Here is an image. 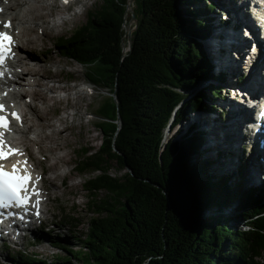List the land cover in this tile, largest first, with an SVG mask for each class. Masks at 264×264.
<instances>
[{
  "label": "trees",
  "instance_id": "trees-1",
  "mask_svg": "<svg viewBox=\"0 0 264 264\" xmlns=\"http://www.w3.org/2000/svg\"><path fill=\"white\" fill-rule=\"evenodd\" d=\"M127 1L102 0L85 24L56 44L110 95L97 114L102 144L84 149L76 163L90 175L85 187L96 217L86 233L73 232L77 250L51 233L48 238L67 252L59 257L64 263L264 264V189L235 183L221 169L224 174L211 173L205 133L195 129L199 119L181 139L164 137L167 126L210 109L223 90L212 84L192 93L215 75L200 40L216 3L135 0L138 24L125 52ZM113 162L121 175L111 173ZM9 259L52 264L23 252Z\"/></svg>",
  "mask_w": 264,
  "mask_h": 264
},
{
  "label": "bare ground",
  "instance_id": "bare-ground-1",
  "mask_svg": "<svg viewBox=\"0 0 264 264\" xmlns=\"http://www.w3.org/2000/svg\"><path fill=\"white\" fill-rule=\"evenodd\" d=\"M60 1L61 4H59V0H0V22L6 21L13 25V31L10 32V28H8V33L13 34L16 40L13 52L14 55H12L10 61L5 65L7 71L3 76H0V100L10 113L15 111L20 116V120L12 119L10 125L11 130L7 133V136H3V138L9 143L12 142L15 145L13 148H20L24 160L26 159L29 162L30 167H37L38 165L37 162L35 163L30 152L31 148L36 147L37 152L43 155V161H48L52 168L54 174L49 177L53 179L51 181L53 182L61 177L62 185H64L68 173L65 170L61 171L60 167L63 164H69L71 161V154L68 148L72 146L74 137H70L69 134L72 133V129L76 126L82 128V116L88 112L82 109V105L87 98L86 91H92L93 88L91 87L90 89L89 85V87L85 85L84 88H79L78 86L71 87L60 84V80L55 75L56 73H53V75L52 73L49 74V68L43 62L47 60L46 57L48 56L45 55V53H47L48 35L52 34V31L61 29L67 21V18L65 19L66 9L68 8L66 4L67 0ZM224 3L227 9L233 13V15L231 14L233 18H241L243 21L248 18L247 13L244 11V0H239V3L234 5L225 1ZM63 17L64 19H62ZM209 22L210 29L211 27H213V29L211 32L209 31L205 39L209 38L210 41L212 38L218 37L221 41V35H225L223 38L225 42H221L217 47L220 46L222 48L230 45L232 48L230 50L231 52L233 50L237 51L238 49L242 53V56L239 55V57H237L236 54L233 55L230 51L224 53L218 49L217 51H219V54L216 55L217 52L215 54L213 53L211 42L209 43V41H207L206 43H202L208 56L218 60L221 66L219 71H221L222 68L227 70L231 78L230 82L234 83L238 80L237 76L245 64L244 59H246V55H250L251 46L249 47L246 40H242L240 36H237L236 32L232 33L230 37L231 33H228L227 29L222 27L217 30L215 24L212 26L213 21L210 20ZM0 30L2 31L5 29ZM230 38L232 42L228 41ZM40 47L41 51L44 50L45 52H39L38 50ZM226 55H228V57ZM225 58L226 65H223ZM259 64L260 66L256 64L254 69H252L247 79L238 80L240 86L234 84V86L231 87L232 90H239L238 93H243L247 90L252 93L255 91L256 94L262 92L264 86V60ZM222 80L223 78L218 74L217 83L220 84ZM225 82L223 85H226ZM244 99H246V97L241 98V96H232L231 102L234 106L239 108ZM63 101H65L66 104L61 107L62 110L69 106L72 108V111L68 114H62L58 117L57 121L49 120L48 114L51 106L55 105L57 102ZM248 106V116L244 115L240 109L237 111L230 110L229 112L224 110L225 120H223V123L218 126L220 123L215 119L208 133V135L217 140L215 144L209 147L220 148L219 152L217 151L218 154H216L218 156L212 155L208 148L210 157H213V165L218 164L219 167L223 165L229 171L225 173L229 178H234L237 175V167H239L238 164L237 166L231 167L233 163L231 156L234 158L232 150L238 155L243 156L241 146L247 141V136H249L255 152L250 155L254 163L246 174L255 180L257 178L256 172L260 173L257 154L263 150L259 141L260 139H264V133H252L248 130V125L256 115L257 118L261 120L259 116L261 109L257 106L250 109L252 104ZM204 119L205 117H202L198 123ZM197 127L198 125H196V129ZM47 129H49V131H47ZM201 130L207 132L204 129ZM29 131L35 135L33 137H26ZM79 136L84 141L89 140V137L84 133ZM24 160L21 165L24 164ZM221 169L223 168L221 167ZM253 171L255 173L252 175ZM32 172L35 174V177L42 175L44 180L48 177L46 175L48 171H46L44 167L38 170V173H35L34 170H32ZM211 173L213 175H218L219 173L224 174L220 168L217 167H212ZM251 182H253V180H251ZM246 184H249V182ZM71 187H73V185ZM8 235L11 236L15 234ZM20 237L22 236L18 238ZM0 238H2L1 234Z\"/></svg>",
  "mask_w": 264,
  "mask_h": 264
},
{
  "label": "rangeland",
  "instance_id": "rangeland-1",
  "mask_svg": "<svg viewBox=\"0 0 264 264\" xmlns=\"http://www.w3.org/2000/svg\"><path fill=\"white\" fill-rule=\"evenodd\" d=\"M84 1L86 4L81 13H79L76 16H73L72 13H68V11H66L65 13V19L67 18L66 23L61 27V29L52 31V34L48 35L47 53H45V55H48V56L46 57L47 60L43 61L45 65H47V67L49 68L48 70L49 74L52 73L53 75V73H56L55 75L60 80V84L71 86V87L78 86L79 88L86 85V87L90 86V89L91 87L93 88L92 91L90 90L86 91L87 98L84 100L83 105H82V109L86 110V112L88 111L87 114H83L82 116V119H81L83 123L82 128L76 126L72 129V133L69 134L70 137L72 138L74 137L72 146L68 148V151L71 154L70 155L71 161L69 164L67 165L63 164L60 167L61 171L65 170L69 174V175L67 174L66 176V179H65L66 183L64 182L66 185L65 184L62 185L61 177L58 178L57 180H54L53 181L54 183L51 181L53 179L49 177L52 176L54 173L48 161L47 162L43 161L44 160L43 155L37 152L36 147L31 148L30 149L31 155L34 158L35 163L36 162L38 163L37 165L38 169L37 168L36 169L40 170L42 167H44L46 171H48L46 174L48 177L46 180H44V184L50 191V194L52 197V201H49L48 203L50 211L45 215L46 221L44 222L43 225H41V227H38L31 232H26V236L21 235L22 237L20 238L15 237L16 242L4 240L1 243V245H4V246L0 247V264H15L13 261L9 259V257L17 256V253H20V252H23L25 254H30V255L33 254L40 259H49L52 264H81L78 260H75V261L73 260L72 262L64 263V261L59 259V257L65 256L67 252L64 251V249L56 247V245L54 246L51 240L48 238L49 236H47V234L51 233V236H53L52 238L56 236L63 238L64 240L63 243L65 244V246L72 247V249L77 250L79 247H77L74 242H76L77 237L81 233H86L88 231L89 222L91 218L96 217L94 212L90 210L89 208V201L91 200L92 195L85 187V181L86 179L90 177V175L89 174L82 175L77 170L76 163L81 153L84 152V149H90V150L96 151L97 149L100 148L102 144L103 134L98 128V123L101 120L97 114L100 111L101 105L105 102L106 99H108L107 97L110 95V90L108 88L100 87L90 82L88 80L86 68L73 60L62 57L56 48L57 43L61 42V40H63L66 36H70L71 34H73L74 31H76L83 24H85L87 22L89 12L94 11L102 3V0H84ZM213 1L214 3H216V6L218 5L215 8V10H220V12L222 11L220 15L218 14L216 15V12L213 13L212 15H209L210 17H216L215 22H213L212 26L215 24L218 30L219 28H222V26L223 27L225 26L220 21L221 19L223 20L225 19L224 17H222L224 16L222 15V13L225 14L224 11L227 10V7L224 5L225 4L224 1L228 2L231 5H234L236 3H239V0H221V1L209 0V2L211 3ZM59 4H61L60 0H59ZM201 4L202 2L200 3V5ZM244 11L246 12V10ZM231 14L233 15V13ZM62 19H64V17ZM231 19H235V18L231 17ZM129 21H130V14L127 15L126 23H129ZM133 26H134V23L131 24V27ZM212 29L213 27H211V30ZM239 35L241 34L237 33V36ZM221 36H222V39L225 37V35H221ZM222 39L220 41L218 37H214V39L212 38L209 41V38H206L203 40V43H206L207 41H209V43L211 42L210 44L212 46L213 53L215 54L217 52L216 53L217 55L219 54L218 53L219 51H217L218 50L217 45H220L221 42H225V40L224 39L222 40ZM229 40L230 39H228V41ZM227 49L230 51L232 48L229 45ZM38 51L42 53L45 52L44 50L41 51V47ZM233 51L232 52L230 51V52L233 54ZM226 56L228 57V55ZM215 60H216V64L219 65L218 60L214 58V62ZM224 60L225 62L223 65H226V58ZM263 60L264 58L257 64L260 66L259 63H261ZM218 69H219V66H218ZM218 69L216 68V72H219ZM240 73L242 77L246 79L247 75L243 73L242 70ZM209 83H210L209 81H204L198 84V86L194 88L192 93H195L198 89L202 90L203 89L202 87L206 86L207 84L209 85ZM80 85H83V86H80ZM226 85H228V82H226ZM225 101H226L225 99L220 98V99L214 100L213 103L214 105L220 107ZM65 104L66 102L63 101V102H57L55 105H52L50 108L49 114H48L49 120L57 121L58 117L61 116L62 114L64 113L68 114L69 112H71L72 108H70L69 106L66 109L62 110L61 107L65 106ZM199 114H202V115H199ZM216 114L215 112H210V115H211L210 117L208 116V114H206L205 112L201 110H196L190 113V115L175 128L169 129V126L165 128L164 130L165 142L171 137H173L174 139H179L180 133L182 132L181 127L185 126L186 121L188 119L194 123L198 119L200 120L201 117H205L204 120L199 122L197 130L198 129L201 130L200 127L203 128V124L205 125V121H206V125L204 129H206L208 132H205V134L209 133V131L211 130L212 123L214 124L215 119H217V122L219 121L220 123L218 126H220L221 123H223V120H225V117H224L225 115L217 116ZM47 131H49V129H47ZM83 133L89 137L88 141H84L79 136ZM34 135H35L34 133H31L29 131L27 132L26 137H33ZM216 142L217 140L212 138L210 135H208L205 140L206 144L204 145V147L207 148V155L209 156L210 159H212L213 157H210L209 152L212 155L213 154L216 155L218 154L217 151L219 152L220 150V148L218 147H215V148L209 147L215 144ZM208 148H209V152H208ZM241 149L243 152V156L238 155L235 151L232 150L234 158H232L231 156V160L233 162L231 167L237 166V164L239 165V167H237V170H238L237 175L234 178H229V180L230 179L232 181L236 180L235 183L239 182L242 184V186H247L248 184L246 183L249 182V185L256 184L264 189V174L263 173L259 174L258 172H256L257 178L255 180L246 174L248 170L252 167V164L254 162L251 160L250 155L248 154V151L245 150L244 145L241 146ZM111 166H112L111 168L112 174L121 175L124 172V171L119 172L118 170L119 167L116 162H113ZM212 167H217L220 169L222 167L223 169L221 170L224 171V173L229 172L223 165L219 167L218 164L217 165L215 164V165H212ZM253 173L255 172L253 171L252 175ZM95 174L96 173H93L92 175H95ZM251 180H253V182H251ZM71 184L73 185V187H71L72 186ZM100 196L104 197L105 192L103 191L102 193H100ZM231 210L232 209H229V210L227 209L226 214L228 212H231ZM205 214H208L207 211L205 212ZM231 226L233 227V225ZM74 231H78L76 235L77 237H74L72 235ZM38 237H40L39 240H38Z\"/></svg>",
  "mask_w": 264,
  "mask_h": 264
},
{
  "label": "snow or ice",
  "instance_id": "snow-or-ice-1",
  "mask_svg": "<svg viewBox=\"0 0 264 264\" xmlns=\"http://www.w3.org/2000/svg\"><path fill=\"white\" fill-rule=\"evenodd\" d=\"M67 3L71 6L75 3V0H67ZM10 28V22H0V29ZM11 35L7 31H0V76H3L7 69L3 68L7 59L14 55L11 51L12 45H14ZM5 105L0 103V129L8 128V117L3 114ZM11 117L20 120V116L15 111L10 113ZM3 131H0V159L5 158L10 153H18V149L8 148L5 151V142L3 140ZM19 154V153H18ZM17 164L12 166V171H6L3 165H0V208L7 209L9 207L21 208L24 207L30 198V193L28 191V182L31 180L30 173L28 172L26 161L21 165L23 168V174L17 168ZM39 179V177H36ZM32 189L35 195L39 196L38 189L35 188V183L32 184ZM24 211L27 208L24 207ZM12 215V213H8ZM20 219H23L21 216Z\"/></svg>",
  "mask_w": 264,
  "mask_h": 264
},
{
  "label": "water",
  "instance_id": "water-1",
  "mask_svg": "<svg viewBox=\"0 0 264 264\" xmlns=\"http://www.w3.org/2000/svg\"><path fill=\"white\" fill-rule=\"evenodd\" d=\"M134 7H135V0H128L127 5H126V17L128 14H130V21H129V23H126V22L124 23V31H125L126 37H127V46H124L125 52L127 50L131 49L132 33L136 29L137 24H138ZM133 23H134V26L131 27V24H133ZM114 95H115V91H114ZM116 122L118 124V127H120L121 126V119L119 116H118V120ZM128 169L131 170L130 167H128Z\"/></svg>",
  "mask_w": 264,
  "mask_h": 264
}]
</instances>
